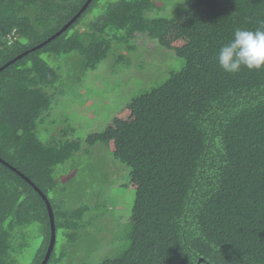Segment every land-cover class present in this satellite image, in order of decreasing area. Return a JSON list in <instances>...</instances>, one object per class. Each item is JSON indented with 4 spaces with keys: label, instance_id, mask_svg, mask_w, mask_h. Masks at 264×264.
<instances>
[{
    "label": "trees",
    "instance_id": "16d2710c",
    "mask_svg": "<svg viewBox=\"0 0 264 264\" xmlns=\"http://www.w3.org/2000/svg\"><path fill=\"white\" fill-rule=\"evenodd\" d=\"M86 1L0 0V68L28 52L0 71V264H16L13 253L22 254L29 238L36 242L29 264L44 259L51 225L42 195L56 236L47 264H264V69L230 75L216 61L237 28L264 24V0H117L85 20L99 1L92 0L42 45ZM175 2L179 13L171 15ZM170 32L185 44L166 43ZM114 43L125 44L123 53ZM139 44L160 45L172 68L133 93L132 119L115 116L84 139L66 123L58 140L42 138L63 93L50 57L76 54L79 76L109 64L118 73L131 66L127 54ZM89 148L123 166L142 212L119 249L71 263L66 250L55 252L57 233L74 244L87 207L65 210L48 193L57 186L56 167Z\"/></svg>",
    "mask_w": 264,
    "mask_h": 264
},
{
    "label": "rangeland",
    "instance_id": "374dc122",
    "mask_svg": "<svg viewBox=\"0 0 264 264\" xmlns=\"http://www.w3.org/2000/svg\"><path fill=\"white\" fill-rule=\"evenodd\" d=\"M114 1L117 0H99L86 15L85 20L96 19L102 13L103 7ZM178 4V2L169 4L171 15L179 13L174 11V6ZM167 12L169 14L170 10ZM163 39L175 47L183 46L186 42L173 32L167 33ZM114 44V51L123 53L125 44ZM149 50L139 44L132 54H127L133 59L131 66L124 71L113 73L109 64L106 69L100 67L98 71H91L83 76L78 75L80 59L76 54L57 59L48 58L49 61H53V66L60 67L63 93L56 96L58 103L53 106L48 124L41 129L42 138L48 141L58 140L59 135L66 132L68 126L69 128L72 126L75 128L73 137L84 139L88 133L106 127L115 116L124 120L132 119L130 98L133 93L143 88L144 84L151 85L150 78L154 81L153 73L156 71H160L161 68L168 71L172 68L168 56L160 45L156 44V47L152 45ZM143 54L146 58L141 57ZM72 68H75L73 73L70 72ZM82 105L84 108L92 106L89 111H81ZM121 167L123 166L115 162L106 150L100 151L96 148H89L79 157L56 167L54 177L57 186L48 193V196L64 202L65 210L87 207L81 226L76 231L77 239L74 244L67 242L63 230L57 233L55 252L58 254L66 250L67 260L71 263L87 262L95 257L99 258L102 252L116 251L121 246L120 238H124L131 223L140 218L142 203L136 199V186L126 187ZM136 202H139L140 206ZM34 234L33 230L30 235ZM139 239V234L134 233L132 245L135 248L139 247ZM27 243L22 254L13 253L16 264H29L32 259L36 242L29 238Z\"/></svg>",
    "mask_w": 264,
    "mask_h": 264
},
{
    "label": "clouds",
    "instance_id": "9594fccd",
    "mask_svg": "<svg viewBox=\"0 0 264 264\" xmlns=\"http://www.w3.org/2000/svg\"><path fill=\"white\" fill-rule=\"evenodd\" d=\"M216 61L230 75L242 69H264V24L255 30L237 28L232 39L219 48Z\"/></svg>",
    "mask_w": 264,
    "mask_h": 264
},
{
    "label": "water",
    "instance_id": "95a60500",
    "mask_svg": "<svg viewBox=\"0 0 264 264\" xmlns=\"http://www.w3.org/2000/svg\"><path fill=\"white\" fill-rule=\"evenodd\" d=\"M92 0H87L86 3L84 4V6L80 9V11L67 23L65 24L61 30H59L57 33H55L50 39H48L47 41H45L42 45H44L45 43L51 41L52 39H55L56 37H58L61 33H63L79 16L80 14L86 9V7L88 6L89 2H91ZM42 45L38 46L37 48L41 47ZM34 50V49H33ZM28 52H25L19 56H17L16 58H14L11 62H8L6 63L5 65H3L1 68H0V71H2L5 67H7L9 64L13 63V62H16L18 59H20L22 56L26 55ZM0 161L3 163V161L0 159ZM12 170L15 171V169H13L12 167H10ZM21 177L26 180L39 194L42 195V193L40 192V190L34 185L32 184L29 179L27 177H25L24 175L20 174ZM43 199L45 200V203H46V207H47V210H48V215H49V221H50V228H51V234H50V242H49V245H48V248H47V251H46V254H45V257L44 259L42 260V262L40 264H47L49 258H50V255L53 251V247H54V244H55V239H56V236H55V226H54V218H53V213H52V209H51V206L48 202V200L46 199L45 196H43Z\"/></svg>",
    "mask_w": 264,
    "mask_h": 264
}]
</instances>
